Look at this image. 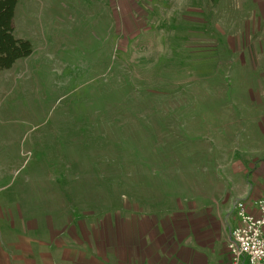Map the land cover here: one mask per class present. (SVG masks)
Returning <instances> with one entry per match:
<instances>
[{
    "label": "rangeland",
    "instance_id": "374dc122",
    "mask_svg": "<svg viewBox=\"0 0 264 264\" xmlns=\"http://www.w3.org/2000/svg\"><path fill=\"white\" fill-rule=\"evenodd\" d=\"M101 3L17 4L33 53L0 70L1 213L163 215L264 159V0L147 2L121 37Z\"/></svg>",
    "mask_w": 264,
    "mask_h": 264
},
{
    "label": "crops",
    "instance_id": "0c3cea01",
    "mask_svg": "<svg viewBox=\"0 0 264 264\" xmlns=\"http://www.w3.org/2000/svg\"><path fill=\"white\" fill-rule=\"evenodd\" d=\"M97 1L102 3L95 5L96 12H104L110 35L128 33L145 12L158 14L157 0ZM256 159L248 166L237 162L227 170L225 185L187 197L163 215L139 203L134 208L125 204L127 212L135 211L131 214H89L66 224L0 212V264H230L228 245L240 222L238 202L252 204L264 197V159Z\"/></svg>",
    "mask_w": 264,
    "mask_h": 264
},
{
    "label": "built area",
    "instance_id": "2783aa9c",
    "mask_svg": "<svg viewBox=\"0 0 264 264\" xmlns=\"http://www.w3.org/2000/svg\"><path fill=\"white\" fill-rule=\"evenodd\" d=\"M239 225L228 245L230 264H264V197L237 204Z\"/></svg>",
    "mask_w": 264,
    "mask_h": 264
},
{
    "label": "trees",
    "instance_id": "16d2710c",
    "mask_svg": "<svg viewBox=\"0 0 264 264\" xmlns=\"http://www.w3.org/2000/svg\"><path fill=\"white\" fill-rule=\"evenodd\" d=\"M19 0H0V70L10 69L33 53L29 40L17 38L15 12Z\"/></svg>",
    "mask_w": 264,
    "mask_h": 264
}]
</instances>
